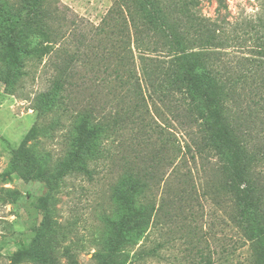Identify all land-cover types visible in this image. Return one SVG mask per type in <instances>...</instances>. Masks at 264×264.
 Listing matches in <instances>:
<instances>
[{
	"label": "rangeland",
	"instance_id": "374dc122",
	"mask_svg": "<svg viewBox=\"0 0 264 264\" xmlns=\"http://www.w3.org/2000/svg\"><path fill=\"white\" fill-rule=\"evenodd\" d=\"M218 1L200 0L198 13L212 19L225 17L230 29L220 50L232 59L203 57L193 65L217 79L224 73L223 64L247 56L260 72L264 23L255 19L264 0H224L226 8H219ZM59 2L72 24L66 25L69 33L75 27L93 35V27L113 8L121 17L132 19L137 27L135 39L132 36L137 64L136 42L146 53L161 57H169L174 48L166 31L147 26L143 6L148 0ZM155 2L151 12L156 19L165 23L178 19L182 38L195 35L184 0ZM244 19L251 21L234 26ZM86 39L81 40L83 44L80 40L67 44L69 53L78 55L69 68L62 64L65 55L59 51L45 57L21 54L6 36H0V264H104L109 258L122 264H264V238L257 235L252 221L240 215L242 204L228 184L229 155L222 143L204 140L203 152L194 150L192 141L202 137L206 126L200 120L207 113L204 99L190 98L177 111L172 98L153 99L148 103L149 114L135 111L133 96H126L115 78L114 42ZM36 41L32 37L29 46ZM166 66L157 68L156 61L146 64V79L152 83L159 79L162 92L170 82ZM59 76L69 84L55 94L54 81ZM248 101L247 97L240 104L226 101L224 114L239 118L235 128L249 111ZM92 106L98 111H119L123 122L119 118L112 153L103 154L96 144L79 156L78 112ZM171 111L178 113L177 120ZM140 116L145 117L143 127ZM191 116L197 123L189 122ZM177 121L189 127L184 129ZM247 127L256 135L252 140L247 137V144L264 141L259 119L247 118ZM156 150L160 168L151 170L155 173L151 190H134L136 183H145L134 171L149 172ZM245 171L254 177L264 207V142L260 153L245 160ZM151 195L157 203L167 197L172 208L156 219L147 235L136 233L137 216L147 203L152 204Z\"/></svg>",
	"mask_w": 264,
	"mask_h": 264
},
{
	"label": "trees",
	"instance_id": "16d2710c",
	"mask_svg": "<svg viewBox=\"0 0 264 264\" xmlns=\"http://www.w3.org/2000/svg\"><path fill=\"white\" fill-rule=\"evenodd\" d=\"M184 1V11L192 21L190 27L195 33L188 39L182 38L178 34V19L166 23L156 19L155 13L151 12V9L155 7V0H148V3L143 6L148 14L145 21L148 23L147 26L151 25L155 30L166 31L168 37L174 41V48L169 51V57H161L158 56L159 54L146 53V48H142V45L135 40L136 48L140 53L138 64L133 54L132 45V36L135 39L134 33L137 34V27L132 26V19L128 20L121 17L114 8L108 10L101 22L93 27V35L89 36L75 27H73L74 31L69 33L70 29L66 25L72 24L67 11L61 7L62 4L59 0H14L12 3L10 0H0V36L2 38L6 36L15 46L16 51L21 54H36L45 57L59 51L65 55L62 64L69 68L78 59V55L69 53L66 48L67 44L79 40L83 44L84 42L81 40L85 41L87 37L90 40H98L97 43L102 42V38L112 40L118 54V68L115 70L116 81L120 88L126 92V96H133L131 98L134 109L137 112L142 109V114L144 112L150 113L148 103L153 99L157 101V99L172 98L173 110L177 111L179 108L183 110L190 98L202 97L205 102L204 110L207 113L206 118L200 120L201 124L206 126H204L202 137L192 141L194 150L197 153H202L204 140H209L214 145L216 142L222 143L229 155L230 180L228 184L233 186L236 196L242 204L240 215H243L244 221H252L257 235L264 238V207L262 206L261 195L256 193L257 183L254 177L248 176L249 173L245 171V160L251 157L254 152L260 153L264 142L260 143L255 140L250 146L247 144V137L252 140L256 138V135L252 134L249 127L245 130L247 118L254 121L259 119V123L264 126V77L260 78L261 75H259V73L264 74V68L260 72H256L254 70L255 60L247 59L246 56L239 57L233 64H227V62L223 64L224 73L217 79L209 72H198L193 65L195 59L203 57H216L219 61L225 59L224 57L229 61L232 59L228 53H223L225 51L220 50L225 48L223 47L226 44L224 41H227L230 28L225 17L216 16L212 19L200 16L197 8L200 0ZM218 2L219 8H226L224 0ZM72 21L74 20L72 19ZM249 21L251 19H244L236 22L234 26ZM256 21L264 23V8L257 14ZM32 37H36L38 41L31 48L29 45ZM183 39L186 40L183 41ZM188 44H191L190 47ZM97 45L104 48L101 44ZM261 52L264 54V47ZM234 53V57H236L238 54L235 51ZM90 58L88 59L89 63L93 59L91 56ZM82 59L85 58L82 57ZM153 61L157 62V68L166 63L167 69H170L168 75L170 82L165 86L164 93L159 89V79L155 83H152L148 78L146 79V64L150 63L151 65ZM137 70L138 72L140 70V78H138ZM67 84L69 81L59 76L54 81L53 92L56 94L65 90ZM145 87H147V91H144ZM244 97L249 99L248 103L245 104L249 111L245 114L246 116L244 115L239 127L235 128V123L239 118L234 119L228 114L225 115L224 110L227 108L225 104L227 99L240 104ZM172 111L171 114L174 119L175 117L178 119V113H172ZM78 114L80 121L76 150L79 156H84L96 144L100 146L103 154L112 153L114 137L119 129V118H122L119 111L109 110L107 112L103 108L98 111L95 106H92L89 110L78 112ZM96 114H99L100 117H96ZM130 116L132 117L131 114L127 115V118ZM190 118L192 120L189 122L197 123L195 117L191 116ZM144 121L145 117H142L140 119L142 127ZM177 122L184 129L189 127L185 122ZM186 123L188 122L186 121ZM155 156L152 165L148 167L149 172L145 169L142 172L141 168L134 171L138 177L145 180V183H136L133 186L134 190H151L155 176L151 170L160 168V153L157 152ZM166 198L162 197L157 203L152 196L150 199L152 204L147 203L145 209L137 216L138 218L136 217V233L145 232L147 235L150 228L154 226L156 219L161 217L160 215L165 216L170 213L173 204ZM104 264H122V262L118 259L109 258Z\"/></svg>",
	"mask_w": 264,
	"mask_h": 264
}]
</instances>
